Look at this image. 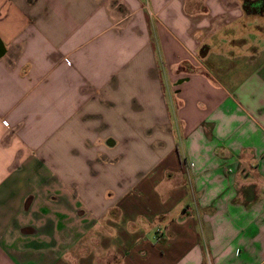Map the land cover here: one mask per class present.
Here are the masks:
<instances>
[{
	"label": "crops",
	"instance_id": "crops-1",
	"mask_svg": "<svg viewBox=\"0 0 264 264\" xmlns=\"http://www.w3.org/2000/svg\"><path fill=\"white\" fill-rule=\"evenodd\" d=\"M263 15L0 0V264H264Z\"/></svg>",
	"mask_w": 264,
	"mask_h": 264
},
{
	"label": "rangeland",
	"instance_id": "rangeland-1",
	"mask_svg": "<svg viewBox=\"0 0 264 264\" xmlns=\"http://www.w3.org/2000/svg\"><path fill=\"white\" fill-rule=\"evenodd\" d=\"M246 25V28H238V32L247 33V38L253 41L254 43L260 44L262 43V41L264 42V34L263 32H261V34L259 30L260 27H263L264 29V15L251 17V19L246 22ZM209 61H211V59H209Z\"/></svg>",
	"mask_w": 264,
	"mask_h": 264
},
{
	"label": "trees",
	"instance_id": "trees-1",
	"mask_svg": "<svg viewBox=\"0 0 264 264\" xmlns=\"http://www.w3.org/2000/svg\"><path fill=\"white\" fill-rule=\"evenodd\" d=\"M248 14H264V0H242Z\"/></svg>",
	"mask_w": 264,
	"mask_h": 264
}]
</instances>
